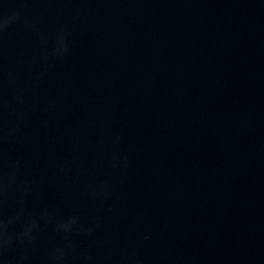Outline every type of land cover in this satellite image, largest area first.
I'll return each instance as SVG.
<instances>
[{"label": "water", "instance_id": "1", "mask_svg": "<svg viewBox=\"0 0 264 264\" xmlns=\"http://www.w3.org/2000/svg\"><path fill=\"white\" fill-rule=\"evenodd\" d=\"M0 264H264V0H0Z\"/></svg>", "mask_w": 264, "mask_h": 264}]
</instances>
